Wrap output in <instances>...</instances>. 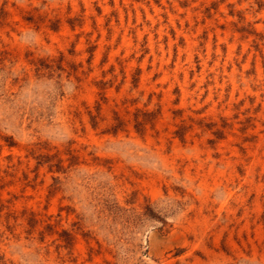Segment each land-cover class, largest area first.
<instances>
[{"label": "rangeland", "instance_id": "1", "mask_svg": "<svg viewBox=\"0 0 264 264\" xmlns=\"http://www.w3.org/2000/svg\"><path fill=\"white\" fill-rule=\"evenodd\" d=\"M0 264H264V0H0Z\"/></svg>", "mask_w": 264, "mask_h": 264}]
</instances>
